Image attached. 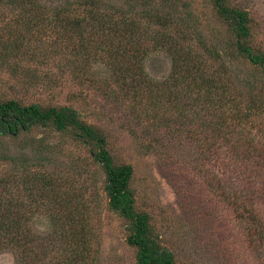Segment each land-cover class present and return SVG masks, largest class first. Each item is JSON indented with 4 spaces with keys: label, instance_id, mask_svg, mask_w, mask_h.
<instances>
[{
    "label": "rangeland",
    "instance_id": "rangeland-1",
    "mask_svg": "<svg viewBox=\"0 0 264 264\" xmlns=\"http://www.w3.org/2000/svg\"><path fill=\"white\" fill-rule=\"evenodd\" d=\"M36 1L50 8L47 20L41 18L46 12L29 0L16 6L0 0V99L70 106L83 122L96 126L114 161L132 166L135 208L147 214L151 235L178 264H264V235L250 238L246 223L234 216L214 187L218 175L227 185L232 177L219 171L211 146L219 139L213 137L209 111L200 106L202 93L184 84L170 85L168 54L154 50L151 42L139 43L159 25L140 17L126 39L121 35L127 30L119 22L113 39L108 29L96 27L97 15L104 13L101 3L126 14L128 4L138 15L146 10L172 13L190 23L186 32L211 39L242 74L263 77L260 68L236 56L235 39L211 0ZM89 1L101 9H93ZM228 2L248 12L249 44L264 53V0ZM55 7L68 10L54 13ZM175 29L169 25L174 37ZM185 42L201 50L193 35ZM88 44L100 47L89 50ZM206 64L213 68L217 62L206 59ZM140 69L148 75L146 88L125 87V76ZM1 142H13V153L39 160L24 173L35 172L39 181L40 189L31 190L30 196L40 191L45 195L29 202L28 191L21 194L37 208L30 219L35 230L46 234L53 224L68 220L85 240V264H135L136 250L126 242L127 220L108 208L104 174L88 145L70 132L43 126ZM0 264H16L14 255L1 252Z\"/></svg>",
    "mask_w": 264,
    "mask_h": 264
},
{
    "label": "trees",
    "instance_id": "trees-1",
    "mask_svg": "<svg viewBox=\"0 0 264 264\" xmlns=\"http://www.w3.org/2000/svg\"><path fill=\"white\" fill-rule=\"evenodd\" d=\"M29 1L39 11L46 12L41 18L47 20L50 8L43 4L39 6L36 0ZM89 2L93 9H101L94 1ZM211 2L217 16L228 25L235 39L236 56L247 61L251 67L260 68L263 77L242 74L225 61L223 53L211 39L208 41L201 32L198 35L192 34L190 29L186 32L185 26H190V23L184 17L172 13L146 10L138 15L132 11L133 6L128 4L131 10L126 14L121 8L101 3L104 13L96 14L99 16L96 17V27L108 29V36L113 39L119 22L120 27L127 30L126 35H121V38L126 39L128 31L134 33L133 28L140 17L159 25L161 30H150L139 43L151 42L154 50L162 49L168 54L172 64L168 77L170 85L184 84L188 89L195 88L202 93L200 106L209 111L207 119L215 130L213 137L219 139L211 143L219 171L232 177L231 184L227 185L218 175L214 187L231 206L234 216L244 225L246 223L248 236L253 238L264 235V53L255 51L249 44L250 17L246 10L231 6L228 0ZM10 3L16 6L19 0H10ZM56 8L52 9L54 13L68 10ZM171 24L176 28L175 37L168 30ZM189 35L194 36L201 50L195 51L186 44ZM88 45L89 50L100 47ZM206 59L217 62V65L213 68L207 66ZM147 76L143 69L136 74H128L125 76V79H129L125 87L134 90L146 88L149 80ZM208 107L213 110L210 112ZM35 126L70 132L81 143L89 146L92 159L104 174L108 208L127 220L126 242L136 250L135 264H178L173 253L161 248L151 235L147 214L136 210L134 193L130 187L133 168L129 163L117 164L114 161L106 148L102 132L96 126L83 122L73 107L21 104L16 99H0V253L11 252L16 264L86 263L85 240L76 226L68 225V220L53 224V230L46 234L39 233L30 223L37 208L27 203L29 200L37 201V197L45 193L36 191L37 197H31V190L40 189L39 181L35 172H24L28 167L38 165L39 160L13 153V142L1 140L16 138L21 132H28ZM5 166H9L8 171L2 169ZM41 179L46 180L44 176ZM242 184L244 186L241 187ZM22 190L28 191V201L21 196ZM63 216L67 219L65 214ZM52 253H58L60 258Z\"/></svg>",
    "mask_w": 264,
    "mask_h": 264
}]
</instances>
